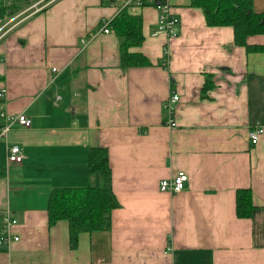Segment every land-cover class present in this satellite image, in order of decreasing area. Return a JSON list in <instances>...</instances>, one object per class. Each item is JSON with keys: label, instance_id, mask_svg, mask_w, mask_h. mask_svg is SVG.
I'll return each instance as SVG.
<instances>
[{"label": "crops", "instance_id": "crops-1", "mask_svg": "<svg viewBox=\"0 0 264 264\" xmlns=\"http://www.w3.org/2000/svg\"><path fill=\"white\" fill-rule=\"evenodd\" d=\"M40 1L0 18V111L32 121L9 133L22 162H9L0 140V209L18 219L20 236L0 245V264H264V132L256 144L249 139L264 124V49L236 44L232 26L208 25L191 0H168L179 18L171 34H155V5L127 7L142 17L144 35L130 50L149 64L123 67L112 23L101 30L119 3L32 7ZM252 2L264 12V0ZM248 42L264 46V33ZM173 93L180 98L170 115ZM92 146L108 149L120 206L108 229L80 233L71 248L69 222L48 224L49 195L104 185L87 168ZM179 172L186 187L161 191V179ZM240 188L252 192L250 217L237 215Z\"/></svg>", "mask_w": 264, "mask_h": 264}, {"label": "trees", "instance_id": "trees-1", "mask_svg": "<svg viewBox=\"0 0 264 264\" xmlns=\"http://www.w3.org/2000/svg\"><path fill=\"white\" fill-rule=\"evenodd\" d=\"M0 0V18L13 16L33 0ZM191 5L202 8L206 22L210 26L230 25L234 28L235 43L246 47L247 51L263 50L264 46L253 45L248 37L264 33V12L253 8L252 0H191ZM119 36L121 65L123 67L149 64L145 55L130 50L140 46L144 40L142 17L130 14L122 9L111 21ZM212 81L206 80L204 89L212 87ZM87 168L90 173H99L104 185L55 187L49 195L48 224L54 226L59 220L69 222L70 246L75 248L82 232L108 229L111 224V212L120 206L112 188V170L109 164L107 147L92 146L87 156ZM254 205L249 188H240L236 192V211L239 217H250Z\"/></svg>", "mask_w": 264, "mask_h": 264}, {"label": "built area", "instance_id": "built-area-1", "mask_svg": "<svg viewBox=\"0 0 264 264\" xmlns=\"http://www.w3.org/2000/svg\"><path fill=\"white\" fill-rule=\"evenodd\" d=\"M43 0L33 5L36 6V10L42 9L47 5L43 3ZM115 3H119L120 9L127 8L134 5H146L153 4L159 10V20L155 34L165 31L167 33H173L175 26L179 23V18L171 12V6L168 0H115ZM41 4V6H38ZM38 6V7H37ZM101 30L105 33H110L111 20L105 19L101 23ZM87 42V40L85 39ZM55 70V69H54ZM3 93H1L2 95ZM180 95L173 93L166 100L165 107L167 112L171 115L174 111L175 102L178 101ZM32 124L30 117L25 113H9L5 110L0 111V140L7 142V158L9 162H22L25 158L22 147L17 143L9 142V133L15 125L28 128ZM169 126H176L177 122L173 118L168 120ZM264 132V124L257 122L253 129L249 131V139L252 144L258 143L261 134ZM188 174L185 172H179L177 175L161 179L159 188L161 191L178 193L182 191L188 182ZM0 245L8 248L13 241H18L20 236L14 233V227L19 223L18 219L12 215L9 209H0Z\"/></svg>", "mask_w": 264, "mask_h": 264}, {"label": "rangeland", "instance_id": "rangeland-1", "mask_svg": "<svg viewBox=\"0 0 264 264\" xmlns=\"http://www.w3.org/2000/svg\"><path fill=\"white\" fill-rule=\"evenodd\" d=\"M18 2H19V4H22L23 5L25 1L24 0H18ZM62 103L65 104L64 100H63Z\"/></svg>", "mask_w": 264, "mask_h": 264}]
</instances>
